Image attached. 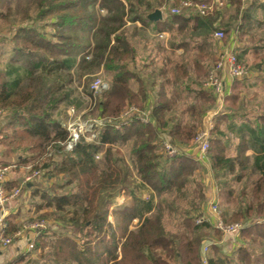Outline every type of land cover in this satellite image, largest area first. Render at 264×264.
I'll return each instance as SVG.
<instances>
[{
  "label": "trees",
  "instance_id": "trees-1",
  "mask_svg": "<svg viewBox=\"0 0 264 264\" xmlns=\"http://www.w3.org/2000/svg\"><path fill=\"white\" fill-rule=\"evenodd\" d=\"M167 1L32 0L21 10V21L31 20L32 24L9 26V58L0 70V109L5 116L3 123L0 121V166L27 167L28 173L39 172L46 184L31 193V199L36 198V212L50 210L40 219L54 222L34 239L32 252L38 251L39 259L48 260L41 264H201V246L214 230L207 222L196 224L206 214L205 208L191 204L183 211L181 230L176 234L165 229L162 216L167 211L178 212L173 208L176 198L191 195L188 186L195 183L198 162L179 148L190 145L216 104L211 89L201 88L209 73L206 41L220 30L225 45L235 40L247 42L244 27L253 14L243 10V0H220L221 7L214 4L203 16L187 12L165 15L157 23L146 20L147 14L163 8ZM256 2L264 17V0ZM13 3L0 0V20L8 25L14 21L10 18ZM102 10L105 15L100 14ZM47 26L55 32L48 34ZM147 31L153 35L175 32L178 38L189 32L188 39H180L174 46L193 49L191 63L172 67L163 59L159 63L156 52L160 44L151 40ZM249 39L257 48L264 45V40ZM237 57L241 60L239 54ZM100 70L109 77L108 88L100 91L95 104L97 120L102 123L94 128L93 140L80 136L68 151L64 144L70 139L69 132L55 117L59 105L69 98V86L64 89L61 83H73V73L80 79ZM132 82L136 90L131 88ZM169 87L194 95L186 110L188 121L175 116L176 101L169 95ZM241 89L242 82L232 81L229 95L222 99L206 158L217 180L220 206L238 200L237 210L231 214L222 209L225 223L244 226L240 237L246 245L237 250L232 263L264 264V112L256 119V129L243 126L261 152L253 164L257 174L249 196L245 185L235 196L226 181L227 176L235 175L233 181L241 183L249 173L246 142L228 158L227 145L220 140L222 121L242 109ZM87 93L92 97L89 89ZM131 107L138 114L123 124L120 117ZM141 116L147 118L146 123ZM164 141L178 148L176 155H167ZM119 145L128 146V160ZM4 186L7 192L18 187L8 180ZM121 192L131 202L113 211L117 220L112 224L109 207ZM199 196L203 201L200 191ZM17 216L5 218L10 236L19 229L12 222ZM212 250L209 263L225 264L218 248Z\"/></svg>",
  "mask_w": 264,
  "mask_h": 264
},
{
  "label": "rangeland",
  "instance_id": "rangeland-1",
  "mask_svg": "<svg viewBox=\"0 0 264 264\" xmlns=\"http://www.w3.org/2000/svg\"><path fill=\"white\" fill-rule=\"evenodd\" d=\"M31 1L32 0H14V3L10 4V6H12V12H11L10 18L14 20V21H12L13 23H11V25H8L3 20H0V70L4 67L5 63L7 62L8 58H9V54H8V52L10 51V45L8 44V41H9L8 38L10 36L9 35V26L11 27L12 24L17 25L20 22L24 26L32 24L31 20H26L23 22L21 21V10L24 7L30 6ZM184 1H188V0H178L177 3H175L176 1L173 2V1L168 0L166 2V4L164 5V7L159 8V9L164 14L165 13L170 14L172 9H177L178 12L175 15H180V14H184V13L186 14L187 12H191L192 14L198 12L197 10L188 9V8L182 6L181 4ZM210 5L212 6V2L210 3ZM1 10L3 11L4 14H6L7 11L5 9L2 8ZM257 13L260 17H262V13H260V12H257ZM32 14H33V12L30 11V16H29L30 18L33 16ZM100 14L105 15L106 12L104 10H102ZM260 20L262 21V23H260V25L257 23V26L259 27V29H257L258 33H256V34L260 39L264 40V18L262 17ZM45 30L47 31L48 34H52L55 32L49 26H47ZM174 35L177 36V34H175V33H174ZM188 36H189V32H186L183 36H179V38L185 39ZM224 40H225V38L222 39L221 41H217L211 37L209 39V41L207 42V44H208L207 52L209 54V58L207 59V64L209 65V73L206 75L205 78L202 79V82H201V88L202 89H205L206 87H208L207 85L211 86L209 78H211L215 74L214 64L218 60V56H219L221 48L223 47V45H225ZM147 46H148L147 49L149 50L152 45H150V42H149V43H147ZM260 46H263L261 48H264V45L260 44ZM191 48H192V45H191ZM194 53H195V51L193 49H189V50L188 49L187 50L182 49V53L179 56L176 53H175V55H173L170 52L166 56L167 57L166 62L169 64V67H172L174 64H181L183 62H185V64L189 65V63H191V60L194 56ZM237 55H238V52H237ZM255 55L256 56L253 57V59H255V61H257V62L260 61L262 64H264V54L262 56L261 55L257 56L258 54H255ZM160 62H161V60L159 61V63ZM242 63L245 65V67L247 69V74L245 77H243L239 81L243 82L244 84H249V82H250V85L241 89V99L243 102V106H242L241 111H239V113H244V112L261 113L262 111H264V70H263V73L261 75V77L263 79L261 77L255 78V75H257L256 72L252 71V69L250 68V66L248 64H246L244 62H242ZM137 66L139 67V63H137ZM215 75H216V78H218L219 80L221 78L223 80V77H222L223 75L221 73H216ZM225 78H227V77H225ZM61 81H63V80H61ZM95 81H99V85H98V88L92 90L91 86ZM50 82H51V80H48V84H47L48 87L51 86ZM61 84L64 85V89L69 86L68 87L69 88L68 89L69 90V98L67 99V101H65L59 105L57 111L55 112V117L58 119L61 126L69 132V138L70 139L72 138V136H74V134H76L78 136L77 138H79L80 136H85V138L88 141L93 140L95 138L94 128L97 126H100L102 123L101 121L97 120V112L95 110L96 99H97L101 90H105L108 88V84H109L108 75L105 73V71L100 70L98 73H96L94 75L82 76L80 79H78L76 77L75 73H73V83H71L69 85L68 83L63 82ZM134 84H135V87L131 86V88L133 90H136V83H134ZM87 85H88V87H86ZM87 89H89L92 92V97L87 95L88 94ZM169 90H170L169 95L172 98H175V101H176L175 108H174L175 116L180 117L182 119V121H184V122L188 121L189 120V114H187L186 110L189 107V105H191V103L193 102L194 95L193 94H187L186 92L184 93L183 91H181V88H179V87L177 89V92L173 91L174 87H169ZM64 91H66V90H64ZM212 92H215V91H212ZM177 95H179V96H177ZM129 110H130V108L125 113L122 114L123 118L126 116L125 114H128L127 117H129L133 114H138L136 112H133V113L130 112L129 113ZM221 110H222V106H221L220 100H218V98H217L214 108L211 111H209L208 114L204 117L203 126L201 127L202 129L200 131L205 130V128L208 127L209 125L211 126L210 128L212 129L214 127L215 123L213 121H211V119L210 120L208 119L209 115L211 113H214V112H216L219 115V112ZM3 120H5V116H3V117L1 116L0 121L2 123H3ZM211 129L209 131V138L211 136L210 135ZM70 139L68 142H66L64 144L65 149L68 151H70L72 149L71 145H69ZM165 145L170 146L175 151V154H173V155H169L168 152H166L169 157L176 155L179 150L184 152L185 148H196V146L193 144L192 141L188 147L179 148V150H178V148L176 150L173 146H171L166 141H164V144H163L164 149H165ZM118 147L120 148L125 159L128 160V158H129L128 146L119 145ZM2 150L3 149L0 146V153L2 152ZM197 152H198V150H197ZM14 161H16V160H14ZM209 167H210L209 164H197V168L194 171V176H193V180H195V183H191L188 186V189H189V192L191 193V195L187 196V198H185V199L184 198H176L173 208H176L178 212L175 211V213H174V211H173L171 214H168L167 213L168 211L164 212V214L162 216V220H163V224H164L165 229L169 233L176 234V233H178V231L181 230L180 229V223H181V221H180L181 215L180 214L183 211L190 209L191 204H196V205L199 204V206H201V209H202L204 207L210 208L211 203H214V202L217 203L218 204L219 218L222 221H223V217H222V209L223 208L228 210L229 214H231L234 210H237V207H238V204L236 203L237 199H235V202H233V204H227L223 208L220 206V202L217 198V196H218L217 180L214 178V175H213V173ZM28 171H29V168H27V167L22 168L21 170H17L13 167L9 173V176L19 186V185H21L23 178L29 174ZM237 171H236V173H237ZM248 172H249L248 174H245V178L242 180L241 183H236L233 181V178L235 175L227 176L226 181L228 182V185L230 186V188H232L235 191V196L240 194L241 189L244 185H245V192L249 196V192L252 188V183L255 181L256 173H254L251 168L248 169ZM32 183L36 184V186H39L42 188L46 187L45 182H43L40 178L35 179ZM199 191L204 196L203 201L201 200V197L199 196ZM23 196H25V197L19 196V198H18L19 199L18 203H21L24 206L22 208V210L20 211L19 226L17 225L20 230L27 231L28 229H31L30 228L31 225H33L35 223H43V225L46 226V228L50 227V225L54 224L52 219L47 220V221L40 219V217L42 218V213L50 212V210H43L40 212H36L35 207H34V202L36 201V198L31 199V193H30V198H29V194L23 195ZM210 197H215L214 198L215 201L211 202L212 199L210 200ZM169 200H172V198H170ZM242 201L245 203V200H242ZM125 202L128 204L131 202L130 197L125 192H121V193L116 195L113 203L109 207V211H110L109 222H111L112 224H116V220H117L116 218L117 217L115 214H113V211L116 208L122 207ZM206 215H207V213H206ZM223 223H225V222L223 221ZM225 224L231 225V224H240V223H225ZM213 229L214 230H212V232H210V234L208 236H206V238H205L206 240L203 242L201 249H200V254H204V248L205 247L208 248L207 252L205 253V255L208 257L210 256V253H211V251H209V247L211 245L209 240L211 239L212 236H214V238H218V234H219L220 237L226 238L228 236H237L240 233L239 232L237 235L232 234V235L223 236L219 231H217L214 228V226H213ZM222 238H220L219 240H222ZM28 254H31V255H29L30 257L26 258L25 260H23L19 263H21V264H41V263L48 261L46 257L39 259L40 253L38 251L30 252ZM12 262H15V261H12ZM1 264H5V263H1Z\"/></svg>",
  "mask_w": 264,
  "mask_h": 264
},
{
  "label": "crops",
  "instance_id": "crops-1",
  "mask_svg": "<svg viewBox=\"0 0 264 264\" xmlns=\"http://www.w3.org/2000/svg\"><path fill=\"white\" fill-rule=\"evenodd\" d=\"M169 1L174 2V0H169ZM215 1L216 0H211V2H215ZM243 6H244L243 10L246 12H251L253 14V17L247 25L245 23V27H244V31H247V33L245 34V39L247 40V42H242L240 44H237V48H239V50L237 52H238L239 56L241 57L240 61L248 64L250 66V68L252 69V71L256 72L257 75H255V78H258V77H261V75L263 73V70H264L263 65L264 64H262L260 61L259 62L255 61V59H253V57L256 56L255 54H258L257 56H259V55L262 56L264 54V50H263L264 48H257L256 46H254L250 42L249 38H250V36H253V39H255V40L260 39L256 33H258L257 29H259V27L257 26V23L260 25V23H261L260 19L262 18L258 15L257 12L261 13V11H260V7H258L259 4H258V2H256V0H249V1L243 0ZM165 15H168V13H165V14L163 13V19H164ZM163 19H162V21H163ZM243 24H244V22H243ZM137 26L139 27V24H137ZM247 28H250V31L246 30ZM147 33H148V36L151 40H154L160 44V49H159V51L157 50V52H156L158 62L160 60L162 62V59L165 62L166 58H167L166 56L170 52L173 55H175V53H176L178 56L182 53V49H180L179 47L175 48V46H174V43H175V45L180 44L179 43L180 38H178L177 36L174 35L175 32L173 33V35H170L169 33H166V32H163L161 34H156V35L149 33V31H147ZM234 34L238 35L237 30L234 32ZM188 38H189V36L186 37V39H188ZM260 40H262V39H260ZM194 41L197 42V38L194 39ZM208 41L209 40H207L206 43ZM151 49H152V47L149 49V51ZM137 60H139V59L137 58ZM137 62L139 63V61H137ZM139 67H140V63H139ZM222 77H223V81L225 84V96H227L230 93L231 82L229 81L228 78H225L226 76L223 75ZM132 84H131V86L135 87V84L133 82H132ZM248 85H250V82H249V84H244L242 82V88L247 87ZM263 112L264 111H262L261 113H258V112H256V113H247V112L238 113V114L234 115L233 117L229 118L226 122L222 121V123L220 125V131H221L220 140L222 141V143L227 145L226 156L228 158L234 157L235 154L237 153V148H238L239 144H241L242 141H245L247 144V149L245 152V157L248 160L247 164H248V167L251 168L253 170V172L256 174H257V172L255 171L253 164H254L255 159L261 155V152L259 150V145L254 144L253 143L254 141L253 142L250 141L248 131L246 129H244L243 126H247L248 128H251V129H256L257 128L256 119ZM217 118H218V114H216L213 117L209 115L208 119L209 120L211 119V121H213L215 123ZM229 125H231V128H229ZM184 152L187 155L194 158L198 162V164H209V166H210V161L207 158H205L203 160H201L199 158L197 148H185ZM210 170H211V168H210ZM7 180L10 182L14 181L12 178H10L9 175L7 177ZM31 186H33V185L32 184L27 185L25 190H23V188H22L20 196L25 197L23 195L29 194V198H30V193H32V190L35 187H37L36 184H34L33 188H31ZM18 198L7 203L6 205L3 206V208H0V215L3 213V215H5V217H6L8 215L18 214L17 218L15 220H13L12 222H13V224H16L19 226V217H20L19 215H20V211L22 210V208L24 206L21 203H18V200H19ZM214 198L215 197H210V200L212 199L211 202L215 201ZM129 204L125 202L123 206L129 205ZM204 208H205V212L207 213V215L205 214V216L207 217V216H209L210 210L208 207L207 208L204 207ZM210 224L213 225L212 221ZM20 231H21L20 229L17 230V232H20ZM17 232H15L13 235H15ZM34 235H35V232L33 230L22 231L18 236H15L13 238V241L9 246H7V247L0 246V264L1 263L18 264L19 262L25 260L26 258H29L30 257L29 255H31V254H28L30 252L27 251V245H28V242L34 237ZM220 238H222V237H220V235L218 236V238H214V236H212L211 239L209 240V242L211 243V245L209 247V251H211L210 256H212V257L214 256L212 248L213 247L218 248V250H219L218 256L225 262V264H234V263H232L231 260H232V258H235L237 250L241 246L246 245L245 241H243L241 239L240 233L237 236H228L226 238H222V240H219ZM12 261H15V262H12ZM19 264H21V263H19Z\"/></svg>",
  "mask_w": 264,
  "mask_h": 264
},
{
  "label": "built area",
  "instance_id": "built-area-1",
  "mask_svg": "<svg viewBox=\"0 0 264 264\" xmlns=\"http://www.w3.org/2000/svg\"><path fill=\"white\" fill-rule=\"evenodd\" d=\"M216 4L218 7L222 6V3L220 0H216L215 2H212V6ZM182 6L188 8V9H194L197 10L198 13L200 15H205L207 12L211 11L212 6L210 4L207 3H196V2H192V1H184L181 4ZM178 10L177 9H172L171 10V15H175L177 14ZM212 38L217 40V41H221L222 39H224V33L220 30H217L213 33ZM237 42L236 40L230 44V45H223V47L220 50L219 56H218V60L216 61V63L214 64V72L216 73H221L222 75L226 76L230 82L234 81V80H240L243 77L246 76L247 74V69L245 67V65L238 59L237 57V52H236V48H237ZM214 74V76H212L211 78H209V81L211 83L210 85H207V88H210L211 91H215L213 92L214 95L216 96V99L218 98V100H220L221 106H222V99L225 97V84L222 80V78L219 80L218 78H216V75ZM209 83V84H210ZM99 85V81H95L92 86L91 89H96L98 88ZM133 113V112H137V110L135 108H130L129 113ZM217 113H211L210 116H215ZM3 115L2 110L0 109V118ZM126 116L123 118V116L120 117L121 122H123V124H125L127 122V116L128 114H125ZM140 120L143 123L147 122V118L144 116L143 117H139ZM211 126L209 125L208 127L205 128V130L198 132L192 142L193 144L196 146L197 150H198V154H199V158L201 160L206 158V154L210 148V141H209V131ZM78 136L76 134H74V136H72V138L70 139L69 145L72 146L74 145V143L78 140L77 138ZM165 150L166 152H168L169 155H173L175 154V151L168 145H165ZM15 167V166H0V208H3L4 205H6L7 203L11 202L12 200L18 198L20 196L22 187L26 186V185H30L35 179L39 178L40 173L37 171H34L32 173H29L26 177L23 178L21 185H19L17 188H14L13 190H11L10 192H7L5 189V182L7 181V177L11 171V169ZM209 216H204L203 218H198L196 220V224H200L203 222H207V223H211L214 226V228L219 231L223 236H227V235H234V234H238L242 229H243V225L242 224H231V225H226L225 223H223V221L219 218V214H218V204L217 203H211L210 208H209ZM5 215H3V213L0 215V246L2 247H7L9 246L12 241L13 238L15 236H18L23 230H21L20 232H17L15 235L10 236L8 234V223L5 220ZM31 229L28 230H33L35 232L34 237L28 242L27 245V251L28 252H32V250L34 249V239L35 237L38 235V233L40 232V230H43L46 228V226L43 225V223H35L33 225H31L30 227ZM208 248H204V254H200V263L201 264H210L208 259L209 257L205 255V253L207 252Z\"/></svg>",
  "mask_w": 264,
  "mask_h": 264
},
{
  "label": "water",
  "instance_id": "water-1",
  "mask_svg": "<svg viewBox=\"0 0 264 264\" xmlns=\"http://www.w3.org/2000/svg\"><path fill=\"white\" fill-rule=\"evenodd\" d=\"M145 18L152 23L161 22L163 19V13L160 9H155L153 12L147 14Z\"/></svg>",
  "mask_w": 264,
  "mask_h": 264
}]
</instances>
